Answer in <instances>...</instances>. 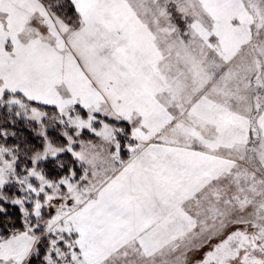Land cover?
I'll use <instances>...</instances> for the list:
<instances>
[{"label": "snow or ice", "instance_id": "1", "mask_svg": "<svg viewBox=\"0 0 264 264\" xmlns=\"http://www.w3.org/2000/svg\"><path fill=\"white\" fill-rule=\"evenodd\" d=\"M0 264H264V0H0Z\"/></svg>", "mask_w": 264, "mask_h": 264}, {"label": "rangeland", "instance_id": "2", "mask_svg": "<svg viewBox=\"0 0 264 264\" xmlns=\"http://www.w3.org/2000/svg\"><path fill=\"white\" fill-rule=\"evenodd\" d=\"M22 131L24 132L25 135L29 136V138H30V133H28L27 130L22 129ZM85 138H87V134H85Z\"/></svg>", "mask_w": 264, "mask_h": 264}, {"label": "trees", "instance_id": "3", "mask_svg": "<svg viewBox=\"0 0 264 264\" xmlns=\"http://www.w3.org/2000/svg\"><path fill=\"white\" fill-rule=\"evenodd\" d=\"M13 211H14V214H15L17 210H13Z\"/></svg>", "mask_w": 264, "mask_h": 264}]
</instances>
